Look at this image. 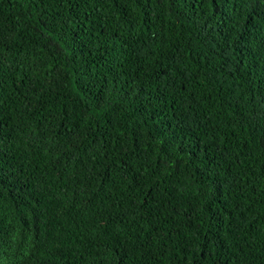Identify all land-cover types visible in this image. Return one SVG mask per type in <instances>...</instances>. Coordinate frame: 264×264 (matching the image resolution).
<instances>
[{
    "label": "trees",
    "instance_id": "trees-1",
    "mask_svg": "<svg viewBox=\"0 0 264 264\" xmlns=\"http://www.w3.org/2000/svg\"><path fill=\"white\" fill-rule=\"evenodd\" d=\"M0 264H264V0H0Z\"/></svg>",
    "mask_w": 264,
    "mask_h": 264
}]
</instances>
